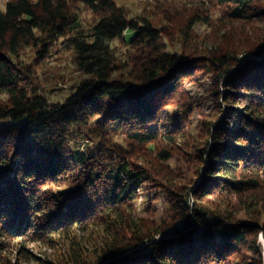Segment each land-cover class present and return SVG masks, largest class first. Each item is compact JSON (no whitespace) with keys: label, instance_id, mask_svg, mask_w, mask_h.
Returning <instances> with one entry per match:
<instances>
[{"label":"trees","instance_id":"obj_1","mask_svg":"<svg viewBox=\"0 0 264 264\" xmlns=\"http://www.w3.org/2000/svg\"><path fill=\"white\" fill-rule=\"evenodd\" d=\"M78 1L97 16L87 30L73 10ZM213 1L231 5L224 19L264 18V0ZM199 20L209 21L196 10L178 20L181 44L191 39ZM159 28L146 17L129 18L115 0L4 3L0 237L34 234L33 240L73 225H101L106 237L94 264H262L257 236H264V221L191 204L190 197L230 191L241 200L242 194L264 188V35L231 40L232 28H227L212 38L211 46L177 53L164 44L172 38L167 29ZM57 37H64L76 70L84 76L62 101L49 102L18 53L24 46L38 47L41 59ZM116 38L132 49L123 59L112 47ZM198 70L212 73L217 109L220 85L223 99L233 104L218 122L205 126L207 138L196 152L202 163L200 180L188 192L168 188L172 221L145 222L130 207L149 174L129 154L134 146L160 138L172 141L181 117L177 112L167 118L163 112L177 106L176 111L188 115L192 101L182 81L195 80ZM160 115L173 120L163 132L155 123ZM115 135L123 136L129 147L114 140ZM82 137L96 146L80 148L75 143ZM167 153L161 147L153 151L159 161ZM57 185L67 187L56 192L49 188ZM248 252L256 256L249 258ZM73 262L82 264L78 258Z\"/></svg>","mask_w":264,"mask_h":264},{"label":"rangeland","instance_id":"obj_2","mask_svg":"<svg viewBox=\"0 0 264 264\" xmlns=\"http://www.w3.org/2000/svg\"><path fill=\"white\" fill-rule=\"evenodd\" d=\"M6 1L0 0V9H3ZM115 1L122 6L129 18L137 20L139 17H146L153 25L160 27V30L167 29L172 38L165 39L164 44L168 50L177 53L189 50L201 51L205 48L204 46H211L212 38H217V35L227 28H232L231 40H237L241 36L240 40L248 41L259 34L264 35V18L251 22L224 19L225 10L231 5L217 4L213 0ZM73 10L79 18L83 30H87L97 19V16L79 1L74 4ZM195 10L208 18L209 21H196L192 26L191 39L181 44L177 33L178 20ZM163 14L169 15L168 20L163 18ZM112 47L120 59L132 52L131 47L125 44L122 38L113 40ZM37 48L30 45L21 47L18 57L22 63L29 65L33 70L34 80L46 99L49 102L62 101L74 90L77 82L84 76L75 68L74 52L67 45L64 37H57L52 41L48 46L46 56L41 59L36 55ZM212 82V73L203 70H198L195 80L183 79V87L192 101L188 115L185 116L182 110L176 111L177 106L167 107L166 112H163L167 118L176 115L177 112L181 117L180 129L172 141L160 138L142 146H134V150L129 154L130 161L142 165L149 174L137 188L136 197L131 203V212L135 217L145 222H153V224L171 222L174 213L170 207L168 188L178 192H188V189L193 188L194 183L200 180L202 163L196 152L197 148L203 146L204 140L207 138L205 126L210 120L214 123L218 122L225 116L226 111H229V106L233 104L232 101L223 99L224 90L220 85L218 91L219 109H217L211 95L214 87ZM5 98V94L0 92V100ZM162 118L163 115H160V118L155 122L160 132L168 130L173 125V120H163ZM5 121L0 120V125ZM225 121L222 120L223 125L227 124ZM163 122L165 123L162 125ZM167 122L171 124L168 125ZM114 140L129 147L121 135H115ZM75 144L80 148L96 146L94 141L84 137ZM157 147L167 150L170 156L159 161L153 155V151ZM159 166L162 168L160 172ZM66 187V185H57L49 188L56 192ZM247 202L250 205L245 207ZM190 203L202 204L213 211L231 213L236 218L264 221V188L255 191L254 194H242L241 200L238 195L230 191L221 193L212 191L201 198H193L191 195ZM32 236L34 234L29 236L3 234L0 237V264H74L75 258L80 259L82 264L83 262L94 264L98 258L97 251L106 237L105 230L101 225H73L52 234L40 235L38 239L31 240ZM261 238L264 241L262 232H258L257 244L261 263L264 264V242ZM247 256L252 258L256 255L248 252ZM102 262L101 260L98 264Z\"/></svg>","mask_w":264,"mask_h":264},{"label":"bare ground","instance_id":"obj_3","mask_svg":"<svg viewBox=\"0 0 264 264\" xmlns=\"http://www.w3.org/2000/svg\"><path fill=\"white\" fill-rule=\"evenodd\" d=\"M262 239V241H263V238H261ZM264 242V241H263Z\"/></svg>","mask_w":264,"mask_h":264}]
</instances>
